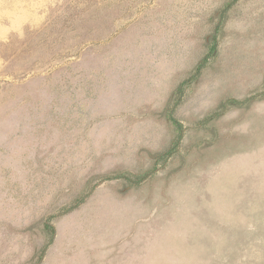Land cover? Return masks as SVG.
I'll list each match as a JSON object with an SVG mask.
<instances>
[{
	"label": "rangeland",
	"instance_id": "1",
	"mask_svg": "<svg viewBox=\"0 0 264 264\" xmlns=\"http://www.w3.org/2000/svg\"><path fill=\"white\" fill-rule=\"evenodd\" d=\"M0 264H264V0H0Z\"/></svg>",
	"mask_w": 264,
	"mask_h": 264
},
{
	"label": "trees",
	"instance_id": "2",
	"mask_svg": "<svg viewBox=\"0 0 264 264\" xmlns=\"http://www.w3.org/2000/svg\"><path fill=\"white\" fill-rule=\"evenodd\" d=\"M204 63H205V60L200 64V66L196 69V72H195V74L194 75H197L199 72H200V70L203 68V65H204ZM188 81V80H187ZM187 81H184V82H182L180 85H179V88H178V92L179 93H181L182 92V86L187 82ZM249 99H247V100H245V101H242V102H237V101H233V100H229V101H227L226 103H224V105H222V108H224L226 105H240V104H244V103H246L247 101H248ZM171 118V121H172V123L176 126V128L178 129V130H181V126H180V124L177 122V120L175 119V118H173V117H170ZM172 152H173V149H171V150H169L167 153H165V155L166 156H170V154H172ZM124 179L125 180H128L129 182H131V183H134V184H137L138 182H141L142 180H139V181H137V182H132V181H130L129 179H127L126 177H124ZM45 228L46 229H50L51 230V233H53V227L51 226V224L50 225H48L47 223L45 224Z\"/></svg>",
	"mask_w": 264,
	"mask_h": 264
}]
</instances>
